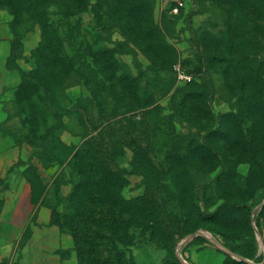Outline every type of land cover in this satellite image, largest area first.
<instances>
[{
    "label": "rangeland",
    "instance_id": "374dc122",
    "mask_svg": "<svg viewBox=\"0 0 264 264\" xmlns=\"http://www.w3.org/2000/svg\"><path fill=\"white\" fill-rule=\"evenodd\" d=\"M95 2L90 0L86 11L71 18V28L80 21L86 30L84 39H73L74 46L87 48L98 40V45L108 43L113 47L110 38L124 39L112 18L102 14L103 20L97 21ZM192 2L194 6L189 4L187 12H193L190 17L187 13L166 15L157 23L152 16V25L172 49L162 67L152 63L146 47L129 42V49L114 53L113 70L101 59L99 69H87L81 76L62 81V108L53 116V120L64 122L61 140L76 149L87 139L100 142L122 178L114 187L116 196L137 206L129 209L126 204L119 215L132 218L126 230L120 227L119 234L124 238L113 253L120 249V264H181L178 254L188 264H232L233 259L264 263V197L253 204L264 194V143L255 144L252 157L245 124L222 118L237 111L239 98L235 92L246 88L244 81H250L249 77L243 81L244 76L241 80L243 72L232 63L238 54L235 52L243 50L246 37L257 46L264 43V0ZM29 16L23 12L22 22L14 30L13 15L0 7V36L10 38L8 62L11 56L14 68H8L17 72L18 83L20 71L34 65L32 52L42 40L40 25L26 22ZM104 24L110 25L111 31ZM239 31L245 34L244 44L225 49L227 39ZM138 42L144 45L141 39ZM249 52L253 54L254 50ZM81 60L93 62L89 56ZM200 68L208 69L212 92L201 90L200 95L190 96L188 88L201 83ZM143 74L154 76L156 81L146 83ZM3 108L7 116L0 130L5 143H26L33 152L38 151L20 123L14 94L4 100ZM34 157L42 166L47 184L37 167L30 160L24 161L29 163L25 172L33 178V200L50 201L58 214L73 202L71 169L49 158L45 159L46 167L38 156ZM139 203L147 208L142 228L137 221ZM243 205L252 206L250 219ZM62 231L72 239L76 263L80 264L74 237ZM251 234V259L227 252L224 235L244 244L251 240ZM96 242L93 264H110V245Z\"/></svg>",
    "mask_w": 264,
    "mask_h": 264
},
{
    "label": "trees",
    "instance_id": "16d2710c",
    "mask_svg": "<svg viewBox=\"0 0 264 264\" xmlns=\"http://www.w3.org/2000/svg\"><path fill=\"white\" fill-rule=\"evenodd\" d=\"M154 3L155 0H96L97 21L103 20L102 14L112 18L121 30V34L125 36L123 40L110 38L108 42L114 44L113 47H109L108 43L98 45L97 40L93 45L83 48L74 46L72 42L76 37L84 39L86 30L80 21L76 27L71 28V18L86 11L90 0H0V7L8 9L13 15L11 24L14 30L15 26L22 22L23 12L30 14L26 22L31 20L38 23L41 28L40 46L32 52L34 65L30 70L20 71V82L14 88V100L20 123L22 127H26L27 139L38 149L32 153L31 157L38 156L46 167L48 165L45 159L49 158L59 166L63 165L71 169L69 182L73 184L72 204L58 214L50 201L45 202L43 199V204L51 209V222L74 237L80 264L95 262L93 254L98 246L96 240L110 245L112 250L110 264H120L121 261L118 259L120 249L113 253L118 247V241L124 238L119 234L120 227L123 226L126 230L132 218H123L119 215L124 213V205L127 204L129 209L137 206L133 205L132 201L116 196L114 187L122 178L112 156L102 150L100 142L95 143V139H92L93 143H91L92 140L87 139L76 149L61 140L60 132L65 129V125L60 118L53 120V116L60 114L62 108L60 96L64 89L62 81L72 75L81 76L87 69H99L101 59L105 61L107 68L113 70L115 61L111 63V60H115L114 53L129 49V42L136 43L140 48L146 47L152 63L162 67L172 49L160 37V31L152 25ZM192 14L193 12H190L186 16L190 17ZM104 25L105 29L111 31L110 25ZM29 28L27 26L26 30ZM244 36V32L241 31L232 34L227 39L228 44L225 49H237V46L244 44L241 43ZM138 39L144 42L143 46ZM245 39L243 50L239 48L235 52L238 54L231 61L236 69L243 72L241 80L243 76L245 77L243 81L249 77L250 84L244 81L246 88L235 92L239 98L237 111L225 113L222 118L245 124V131L251 145L248 151L252 157H255L256 151L253 149L257 147L255 144L261 146L264 143V43L257 46L256 43L247 40V37ZM250 50H254L253 54L249 52ZM84 56L91 57L93 62L81 60ZM201 58L200 56L199 60ZM8 66L14 68L11 65V56ZM151 69L156 74L155 68ZM140 72L143 71L140 70ZM199 72L202 73L201 83L196 87L188 88L190 96L200 95L201 90L207 94L212 92L208 69L200 68ZM143 75L146 77V83L156 81L154 76L148 78L146 74ZM152 85L156 86V84ZM31 169L37 170L35 166ZM25 174L33 187L32 176L27 171ZM43 197H47V192ZM263 197L264 194L253 204H259ZM142 203H139L137 212L138 226L141 228L146 225L144 211H147ZM1 205L0 200V207ZM243 207L250 219L252 206L243 205ZM224 239V245L231 253L250 259L254 256V234H251V240L244 244L236 242L227 235H224ZM231 262L232 264H249L243 259H233ZM226 264H229V261H226Z\"/></svg>",
    "mask_w": 264,
    "mask_h": 264
},
{
    "label": "crops",
    "instance_id": "0c3cea01",
    "mask_svg": "<svg viewBox=\"0 0 264 264\" xmlns=\"http://www.w3.org/2000/svg\"><path fill=\"white\" fill-rule=\"evenodd\" d=\"M9 55L10 38L0 36V127L7 116L4 100L18 84L17 72L7 65ZM33 151L26 143L6 144L0 130V264H77L72 239L51 222V209L33 200L26 161L47 184Z\"/></svg>",
    "mask_w": 264,
    "mask_h": 264
},
{
    "label": "built area",
    "instance_id": "2783aa9c",
    "mask_svg": "<svg viewBox=\"0 0 264 264\" xmlns=\"http://www.w3.org/2000/svg\"><path fill=\"white\" fill-rule=\"evenodd\" d=\"M189 4L194 6L192 0H155V21L161 23L162 18L166 15L180 16L186 14L189 10Z\"/></svg>",
    "mask_w": 264,
    "mask_h": 264
},
{
    "label": "water",
    "instance_id": "95a60500",
    "mask_svg": "<svg viewBox=\"0 0 264 264\" xmlns=\"http://www.w3.org/2000/svg\"><path fill=\"white\" fill-rule=\"evenodd\" d=\"M197 234H198V232L192 234V235H191V238L194 237V236H196ZM227 252H229L230 254H233V253H231L229 250H228ZM178 258H179V261H180L181 264H188V263L186 262V260L182 257V255L178 254Z\"/></svg>",
    "mask_w": 264,
    "mask_h": 264
}]
</instances>
